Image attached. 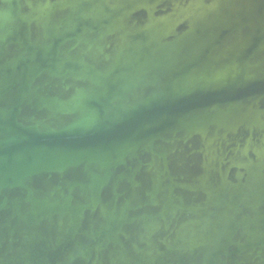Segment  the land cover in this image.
<instances>
[{
    "label": "water",
    "instance_id": "water-1",
    "mask_svg": "<svg viewBox=\"0 0 264 264\" xmlns=\"http://www.w3.org/2000/svg\"><path fill=\"white\" fill-rule=\"evenodd\" d=\"M0 264H264V0H0Z\"/></svg>",
    "mask_w": 264,
    "mask_h": 264
}]
</instances>
